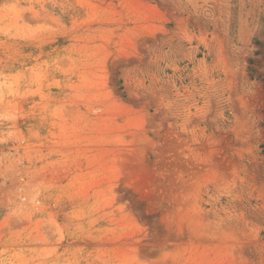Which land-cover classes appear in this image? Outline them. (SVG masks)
I'll return each mask as SVG.
<instances>
[{"label": "rangeland", "instance_id": "374dc122", "mask_svg": "<svg viewBox=\"0 0 264 264\" xmlns=\"http://www.w3.org/2000/svg\"><path fill=\"white\" fill-rule=\"evenodd\" d=\"M0 264H264V0H0Z\"/></svg>", "mask_w": 264, "mask_h": 264}]
</instances>
